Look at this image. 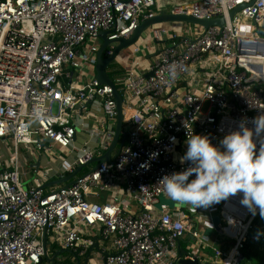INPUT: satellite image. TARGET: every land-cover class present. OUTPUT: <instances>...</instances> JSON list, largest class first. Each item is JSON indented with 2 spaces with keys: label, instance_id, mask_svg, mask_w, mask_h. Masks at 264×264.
<instances>
[{
  "label": "built area",
  "instance_id": "built-area-1",
  "mask_svg": "<svg viewBox=\"0 0 264 264\" xmlns=\"http://www.w3.org/2000/svg\"><path fill=\"white\" fill-rule=\"evenodd\" d=\"M155 3L0 0V264H69L47 262L42 240L65 230L63 249L76 252L82 243L78 223L108 241L102 264H179L173 260L179 241L187 233L199 238L184 211H157L166 196L158 182L188 166L179 160L187 135H207L219 145L241 119L250 122L264 113V0H193L174 8L225 22L221 28L195 27L200 31L190 36L173 35L145 74L129 69L112 79L122 92L127 129L109 161L95 163L66 188L44 192V177L24 185L22 148L41 158L56 147L64 154L61 175L108 151L117 122L112 89L81 73H94L100 32H112L107 40L128 38L153 16ZM236 7L242 8L230 21ZM112 49L105 48L103 58ZM184 80L188 91L179 97L176 87ZM112 188L117 193L108 202L89 201ZM240 199L238 194L206 209L222 220L221 233L234 239L230 264H239L244 244L263 233H252L259 214L252 216ZM131 202L134 212L128 210ZM199 210L193 207L201 224ZM214 254L222 257L218 250Z\"/></svg>",
  "mask_w": 264,
  "mask_h": 264
},
{
  "label": "crops",
  "instance_id": "crops-1",
  "mask_svg": "<svg viewBox=\"0 0 264 264\" xmlns=\"http://www.w3.org/2000/svg\"><path fill=\"white\" fill-rule=\"evenodd\" d=\"M182 3L181 6L184 4H189L191 1L187 0H181ZM158 2V4H157ZM171 5V4H169ZM166 4H159V1L156 0L155 6L156 10L151 12L153 15L164 13L162 12L165 6H169ZM179 5V6H180ZM174 9V8H173ZM143 21V20H142ZM141 22V21H140ZM200 29H191L187 26H184L183 24H162L157 25L152 28H150L144 35L141 37V39L138 41V43L129 48L126 51H123L121 54L118 55L116 58V61L112 64L114 66H110L107 68V74L109 78L112 80L116 76H123L125 72H127L129 69H134L140 73L145 74L147 69L149 68L150 64L158 54L159 50L167 45L170 41V38L173 35H182V36H190L191 33H197ZM158 37V38H156ZM137 50L136 52H133V50ZM141 54V55H138ZM113 67L116 68V70L121 71L122 73L117 74L116 71H113ZM94 76V73H93ZM187 81H190L188 79ZM186 88V80L183 82H180L178 86L176 87V93L177 96H182L187 91ZM117 92L119 93L121 99H122V92L117 88ZM123 100V99H122ZM128 103V102H127ZM130 104V103H128ZM122 128L123 131L127 129V125L122 122ZM122 130V129H121ZM121 137L118 139V141L123 142L122 140V134ZM48 145H46L47 147ZM185 147L187 148V145L185 144ZM56 147H52V149H55ZM57 149V148H56ZM45 153H42V156H44ZM41 156V158H42ZM41 158H38L37 160H31L28 173V179H25L24 185L26 187H29V185H32V180H35L37 178H45V180L42 182V188L44 192H50L55 191L66 184H68L70 181H66L62 184H55L56 181L62 180L66 178L67 174L61 175L59 171H63L64 167L61 166V162H57L58 168L56 169H41ZM49 160V158H48ZM39 161V167L38 169H35L36 162ZM93 166L95 163H92ZM48 165V164H47ZM92 167H84L81 172L77 175H81L83 173L89 172ZM87 168L89 169L87 171ZM86 170V171H85ZM123 181H119V188L122 189ZM119 190V189H118ZM117 190L115 188H112L109 192L102 193L97 198H91L89 201L97 204H103L108 202L112 199V195L117 193ZM162 198L159 200V207L157 206V211H165L175 214L178 210H182L180 207H173L170 202L162 204ZM128 210L130 212L136 211V208L134 204L131 202L130 206L128 207ZM183 211V210H182ZM197 211V210H196ZM195 212V211H193ZM199 215L203 217V222L199 224L196 221V217L198 216L197 212H195V216L186 215L189 217L190 225L193 229H196L199 232V238L193 239L190 234H186L182 240L179 241V243L176 245L175 253L176 256L173 259L174 261H177V263L180 260L188 259V256H194V260L200 264H230V259L232 257V247L234 244V239L229 238L227 236H224L220 231V226L223 225L222 220L218 217V223L214 224L212 222L213 216L209 215L211 217V220L208 218V213L206 209L200 208L198 211ZM70 228V227H69ZM69 228H66L68 230ZM75 229L80 234L81 237V244L78 246V250L76 252H71L68 250L63 249V240H64V231L55 233L52 238L48 240L47 245V251H48V258H54V261H64L69 264H102L103 259L105 258V255L110 252V247L108 244V241H104L99 236L98 230L94 227H87L82 223H78L74 226ZM214 250H218L222 253V257H216L214 254ZM189 260V259H188Z\"/></svg>",
  "mask_w": 264,
  "mask_h": 264
},
{
  "label": "clouds",
  "instance_id": "clouds-1",
  "mask_svg": "<svg viewBox=\"0 0 264 264\" xmlns=\"http://www.w3.org/2000/svg\"><path fill=\"white\" fill-rule=\"evenodd\" d=\"M186 145L179 160L188 166L164 175L158 182L163 184L168 198L207 209L241 194L240 204L252 216L258 212L264 218V113L250 122L241 119L219 145H214L207 135L193 132L187 135ZM192 176L195 178L190 180Z\"/></svg>",
  "mask_w": 264,
  "mask_h": 264
},
{
  "label": "water",
  "instance_id": "water-1",
  "mask_svg": "<svg viewBox=\"0 0 264 264\" xmlns=\"http://www.w3.org/2000/svg\"><path fill=\"white\" fill-rule=\"evenodd\" d=\"M242 7H236L234 8L228 16V19L231 21L234 17V15H236ZM224 19L223 18H215L212 20H204V19H197V18H193L191 16H187V15H182V14H177L174 12H169V13H161V14H157V15H153L151 18H147L143 21H141L138 26L136 27V29L132 32V34L126 38H119V39H115V40H107V35L111 34L112 32H100L98 35V38L100 40V46L98 49V52L96 54V65L94 68V78L102 85H107L112 89V95H113V99L116 103V110H117V122H116V128H115V135L113 138V141L111 143L110 148L108 149V151L103 155V157L98 158V159H94L91 163H97V162H105V161H109V156L110 154L113 152L117 141L119 139L120 133H121V129H122V122H123V117H122V99L119 95V93L117 92L116 88L113 85L112 80L109 78L108 74H107V68L110 66V64L114 63L116 61V58L118 57L119 54H121L123 51L128 50L129 48L135 46L138 41L141 39V37L144 35V33H146L150 28L157 26V25H162V24H188V25H192L195 27H200L202 29H208L211 27H223L224 25ZM112 46V53L108 58H103V51L105 48ZM122 140H123V136H122ZM120 145H122V142L120 143ZM35 169H38L39 167V161L36 162L35 164ZM83 169V167H79L77 168L72 174H70L69 176H67L66 178L56 181L55 184H62L66 181H70L68 184H66L65 186H63L62 188H66L69 187L71 185H73L75 183L76 180H74V178L81 172V170ZM218 217H214L212 219V222L214 224L218 223ZM43 248L44 251L46 252V257L45 260L47 262H53L54 258H47V237L44 236L43 240ZM179 264H200L198 262L195 261H190L188 259H184V260H180L178 262Z\"/></svg>",
  "mask_w": 264,
  "mask_h": 264
},
{
  "label": "rangeland",
  "instance_id": "rangeland-1",
  "mask_svg": "<svg viewBox=\"0 0 264 264\" xmlns=\"http://www.w3.org/2000/svg\"><path fill=\"white\" fill-rule=\"evenodd\" d=\"M158 1H159V4L160 3L161 4H166V5L171 4L169 6H165V8L162 11L164 13L173 12V10H174L173 8L178 7L182 3L181 0H158ZM187 1H191V0H187ZM157 4H158V2H157ZM155 10H156V6L153 7L152 11H155ZM183 25L184 26H187V27H189L191 29H195V26L188 25V24H183ZM138 55H141V54H138ZM112 66H114V64H111V67ZM92 76H93L92 73L88 72L87 69L83 70L82 73H81V77H84V79L87 80V81L90 80L92 78ZM11 149H12V146H11ZM10 152H12V151L10 150ZM21 155H22V157L25 158V162H26L25 168H26L27 171H29V175L31 176L30 169H29V165H30L31 160H34V159L37 160L38 159V153L36 151L29 152V151L25 150L24 148H22L21 149ZM63 155L64 154L61 153V151H59L56 148L50 150L48 153H45L44 156H42V158H41V169H48V170H50V169H56V168H58V164L62 161V157H64ZM5 158H7V155H5ZM48 158H49V160H48ZM57 162H59V163H57ZM88 166L89 167H92L93 164H89ZM88 170L89 169L87 168V171ZM162 200H163L162 201V204L163 205H164V203L170 202L173 207H180L188 215H191L192 217L195 216V212H193V207L190 206V205L188 206V207H190L189 210H188L186 208L187 207L186 204H178V203L172 201L167 196L163 197Z\"/></svg>",
  "mask_w": 264,
  "mask_h": 264
},
{
  "label": "trees",
  "instance_id": "trees-1",
  "mask_svg": "<svg viewBox=\"0 0 264 264\" xmlns=\"http://www.w3.org/2000/svg\"><path fill=\"white\" fill-rule=\"evenodd\" d=\"M153 9V8H152ZM117 74L122 73L112 68ZM262 230V235L257 242L247 241L241 250V261L239 264H264V218L259 215L253 222L252 233L258 234Z\"/></svg>",
  "mask_w": 264,
  "mask_h": 264
}]
</instances>
